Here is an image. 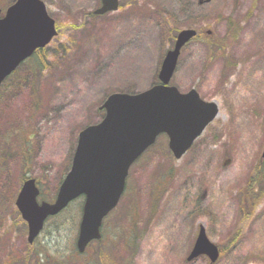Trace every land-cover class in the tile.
Segmentation results:
<instances>
[{"label":"rangeland","instance_id":"obj_1","mask_svg":"<svg viewBox=\"0 0 264 264\" xmlns=\"http://www.w3.org/2000/svg\"><path fill=\"white\" fill-rule=\"evenodd\" d=\"M12 1L0 0L2 10ZM43 1L57 35L44 58L0 85V264H94L100 251L114 264H264V0H119L102 15L100 0ZM183 29L199 38L182 49L169 84L215 102L217 116L180 159L157 137L85 253L75 252L83 197L30 248L14 203L23 180L52 200L78 133L99 122L109 94L157 84ZM200 226L220 250L214 263L187 260Z\"/></svg>","mask_w":264,"mask_h":264},{"label":"water","instance_id":"obj_2","mask_svg":"<svg viewBox=\"0 0 264 264\" xmlns=\"http://www.w3.org/2000/svg\"><path fill=\"white\" fill-rule=\"evenodd\" d=\"M118 8V0H101L94 11L102 15ZM197 32L180 30L167 50L158 72L159 83L138 93H112L104 100L101 120L78 133L69 171L52 202L37 201L39 189L34 178L23 181L15 199L21 219L27 225V241L32 244L44 222L83 196L76 248L81 253L92 240L100 239L104 217L112 211L125 187L128 170L157 136L166 134L175 159L191 147L217 116L218 105L203 100L195 89L180 92L169 81L176 69L181 48ZM57 35L55 21L42 0H15L1 15L0 84L37 49ZM264 157V149L262 152ZM206 255L213 263L219 249L200 226L187 257L191 261Z\"/></svg>","mask_w":264,"mask_h":264},{"label":"trees","instance_id":"obj_3","mask_svg":"<svg viewBox=\"0 0 264 264\" xmlns=\"http://www.w3.org/2000/svg\"><path fill=\"white\" fill-rule=\"evenodd\" d=\"M207 37V36H206ZM199 37L197 36V39H198ZM213 38V37H212ZM211 38V39H212ZM173 41V40H172ZM210 43H212V42H210ZM41 52H43V50L42 49H39V50H37V51H35V53H34V55L33 56H37L38 55V57L39 58H44V56L42 55V53ZM32 56V57H33ZM41 60V59H40ZM42 61V60H41ZM16 72V71H15ZM14 72V73H15ZM13 73V74H14ZM12 74V75H13ZM102 115H103V112L101 111V117H102ZM259 166H261L260 164H259ZM259 170V167L257 168V171ZM260 171H261V168H260ZM262 172V171H261ZM258 173V172H257ZM262 178H263V181H264V172H262ZM62 181V179L60 180V182ZM262 181V182H263ZM253 188H252V183H251V181L249 180V182H248V184H247V190L248 191H251ZM42 194V193H41ZM40 194V195H41ZM31 247H33L32 245H30V248ZM72 250H73V248H72ZM75 252H76V250H75ZM77 253V252H76ZM111 256H110V254L107 252V251H100V252H98L97 254H96V256H95V258H94V260H93V263L95 264H114L112 261H111ZM36 261H38V259L36 260Z\"/></svg>","mask_w":264,"mask_h":264}]
</instances>
